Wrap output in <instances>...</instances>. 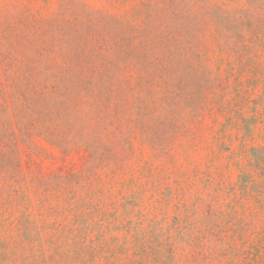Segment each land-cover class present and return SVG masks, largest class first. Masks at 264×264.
Instances as JSON below:
<instances>
[{
	"label": "rangeland",
	"instance_id": "1",
	"mask_svg": "<svg viewBox=\"0 0 264 264\" xmlns=\"http://www.w3.org/2000/svg\"><path fill=\"white\" fill-rule=\"evenodd\" d=\"M0 264H264V0H0Z\"/></svg>",
	"mask_w": 264,
	"mask_h": 264
}]
</instances>
